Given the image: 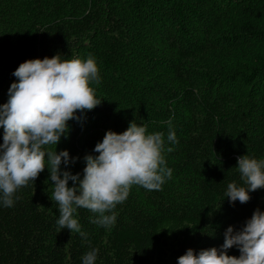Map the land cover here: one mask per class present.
Here are the masks:
<instances>
[{
    "label": "trees",
    "instance_id": "trees-1",
    "mask_svg": "<svg viewBox=\"0 0 264 264\" xmlns=\"http://www.w3.org/2000/svg\"><path fill=\"white\" fill-rule=\"evenodd\" d=\"M57 54L92 58L100 77L89 86L101 104L45 146L79 157L62 170L82 175L106 132L134 121L164 134L172 176L158 191L133 185L107 228L78 208L82 237L56 223L46 160L12 207L0 203V264H82L93 249L95 264H177L188 249H219L229 226L264 212V189L245 204L225 196L228 183L243 184L238 157L264 159V0H0V105L21 63Z\"/></svg>",
    "mask_w": 264,
    "mask_h": 264
},
{
    "label": "clouds",
    "instance_id": "clouds-1",
    "mask_svg": "<svg viewBox=\"0 0 264 264\" xmlns=\"http://www.w3.org/2000/svg\"><path fill=\"white\" fill-rule=\"evenodd\" d=\"M12 75L18 82L11 84L7 103L0 105V203L5 207L14 205L18 189L35 182L46 169L47 160L49 179L54 185L51 199L59 205L56 223L84 237L78 220L73 218L78 208L98 214L92 222L107 228L116 222L113 210L126 200L133 185L158 191L165 178H171L172 169L164 166L162 155L164 134H146V127L134 121L123 133L106 132L93 150L98 155L83 158L86 166L82 175L61 168L74 165L79 157H70L66 150L57 152L56 147L45 149L58 145L62 136L67 138L69 121L81 122L77 112L83 114L101 104L89 86L92 81L100 82L92 58L62 60L57 54L32 59L21 63ZM167 139L178 143L174 131H169ZM237 164L243 184L228 183L225 193L233 205L236 201L248 203L249 193L264 189V159L246 154L237 158ZM233 247L239 250V257L228 255ZM98 251L87 252L82 264H95ZM177 264H264V212L257 208L239 230L229 226L219 249H202L198 254L188 249Z\"/></svg>",
    "mask_w": 264,
    "mask_h": 264
},
{
    "label": "rangeland",
    "instance_id": "rangeland-1",
    "mask_svg": "<svg viewBox=\"0 0 264 264\" xmlns=\"http://www.w3.org/2000/svg\"><path fill=\"white\" fill-rule=\"evenodd\" d=\"M234 2V0H232ZM236 1H240V0H236ZM245 1V0H244Z\"/></svg>",
    "mask_w": 264,
    "mask_h": 264
}]
</instances>
